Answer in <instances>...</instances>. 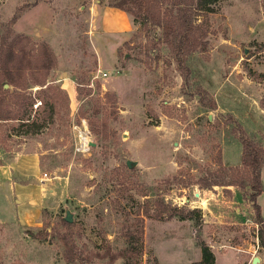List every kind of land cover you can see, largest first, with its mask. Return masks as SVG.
<instances>
[{"label": "rangeland", "instance_id": "rangeland-1", "mask_svg": "<svg viewBox=\"0 0 264 264\" xmlns=\"http://www.w3.org/2000/svg\"><path fill=\"white\" fill-rule=\"evenodd\" d=\"M39 1L61 21L59 60L46 40L29 37L55 54L47 81L60 86L67 100L61 97L51 110L40 101L41 87L31 86L28 93L38 103L29 112L34 124L0 122V165L13 167L22 182L38 181L25 198L34 220L0 221V264H109L113 257V264H195L200 242L214 264L262 257L254 210L245 198L249 188L222 184L248 183L242 172L223 168L241 164L239 128L264 147V0L214 4L204 16L211 32L206 49L191 52L181 68L161 29L135 23L126 11L129 29L113 27L104 37L103 21L89 25L87 5L96 0H78L85 5L79 11L69 8H77V0H0V38L15 13ZM121 36L113 58L111 45ZM66 73L73 90L61 86ZM204 178L219 185L204 187ZM161 202L190 217L157 219ZM258 203L264 215V196ZM7 206L0 196L5 215ZM67 213L70 241L83 255L71 263L57 234L66 231L61 220ZM139 217L142 253L125 254L126 233L137 234Z\"/></svg>", "mask_w": 264, "mask_h": 264}, {"label": "trees", "instance_id": "trees-1", "mask_svg": "<svg viewBox=\"0 0 264 264\" xmlns=\"http://www.w3.org/2000/svg\"><path fill=\"white\" fill-rule=\"evenodd\" d=\"M218 1L220 0H109L108 5L131 14L135 23L142 22L145 25L159 27L162 42L181 68L191 52L206 49L208 35L211 32L204 16L214 12L213 5ZM20 9L18 8L19 12ZM18 15L15 13L12 16L9 21L11 25ZM10 24L8 33L0 38V122L12 120L18 121V126L31 127L34 124L29 117L34 104L33 97L28 93L31 86L41 87L40 92L43 96L40 101L51 110L58 99L62 97L67 100V96L60 86L47 81L50 70L56 66V57L49 45L46 42L36 43L27 35L15 33ZM183 69L188 71L186 67ZM5 84L12 87V91L5 88ZM208 107L214 109V105ZM237 138L241 144V164L223 168L242 172L248 183L225 182L222 186L236 185L242 190L249 188L250 193L248 196L245 195V198L250 201L254 210V221L258 225L256 235L264 264V218L257 203V197L263 190L260 172L263 166L264 147L256 144L241 128ZM202 181L205 183L204 187L219 185L207 178ZM160 206L159 213L154 215L157 219L165 214L167 219L177 216L184 220L190 217L188 211L179 207H171L164 202H161ZM146 216L151 215L146 213ZM136 221L139 225L137 234L130 231L126 233L129 248L127 247L125 254L130 251L138 255L142 253L143 218L139 217ZM61 224L66 229L63 233L57 231L58 238L64 243L63 258L68 263L82 259V252L70 241L72 236L69 230L70 222L64 218ZM199 246L201 260L195 264H214V255L209 247L204 242H200ZM113 258L109 264H113Z\"/></svg>", "mask_w": 264, "mask_h": 264}, {"label": "crops", "instance_id": "crops-1", "mask_svg": "<svg viewBox=\"0 0 264 264\" xmlns=\"http://www.w3.org/2000/svg\"><path fill=\"white\" fill-rule=\"evenodd\" d=\"M63 2H65V0L61 1L60 3ZM17 6L18 3H15L13 8V13L16 10ZM87 6L90 12L89 25H94L96 21L98 24L101 23V21H103L102 25H104L103 29H105V33L103 34L104 37H106V35L108 34L107 29L110 30L113 27H116L115 30L121 31V33L129 29L128 21L131 18L129 17V15H127L125 11L116 7L108 6L106 4H100L99 0H96L95 2ZM76 7L77 8H74V6L71 5L69 8L70 10L76 9L77 11H79V9L83 10L85 8V5L84 4L79 5L78 2V6ZM12 14H10V16ZM108 21L109 24L111 21L112 22L111 24H113L114 26L110 25L109 28H106L105 26L109 25ZM59 22L61 21H59L55 17V10L50 6V4L39 1V2H34L31 5H28L27 8H25L22 12H20L17 19L13 22L11 27L15 33H20L30 36L35 40L37 39L46 40V42L49 43V45L51 46L52 50L55 52L59 60L60 56H58V52L61 47L60 46L61 38L59 37V35H57ZM92 38L93 37L91 36L92 44L94 46L93 48L97 56L98 63L100 65L101 57H100L99 48L97 47L96 44L97 42ZM124 40L125 37L121 36L119 40H117V42H113V44L111 45V52L113 58H115L116 56L117 47H119L122 41ZM102 73H106V72L102 71ZM66 74L67 75L63 78L64 82L61 83V86L63 88H68V91L73 90L75 82L73 81L71 76H69L68 73ZM105 76H107V74ZM14 170L15 169H13V167L11 166L0 165V196L5 200L6 203H8V206L6 207L7 209L6 215L4 214V212L0 210V221H5L6 219H9L12 222L15 221L21 224H29L34 220V218L31 217L29 213L30 209L27 206L30 205H28L27 200H25V198L27 196V192L33 190L35 186L38 185V181L34 180L33 182H22L16 179L15 173L17 171L15 172ZM263 174H264V167L261 169L260 172L262 183L264 177ZM262 191L263 192H261V194L257 197V203L264 196V183H263ZM259 205L261 206V204ZM260 208L262 209V206ZM261 215L264 218L262 212ZM254 257L255 256H252V259ZM258 258L260 262L262 258V262H263V255L262 257H258Z\"/></svg>", "mask_w": 264, "mask_h": 264}, {"label": "water", "instance_id": "water-1", "mask_svg": "<svg viewBox=\"0 0 264 264\" xmlns=\"http://www.w3.org/2000/svg\"><path fill=\"white\" fill-rule=\"evenodd\" d=\"M4 87H7V84H5ZM65 220L68 221V222H71L72 221L71 216L69 215V213H67V215L65 216ZM258 261H259V258L258 257H254L252 259V263L253 264L257 263Z\"/></svg>", "mask_w": 264, "mask_h": 264}, {"label": "built area", "instance_id": "built-area-1", "mask_svg": "<svg viewBox=\"0 0 264 264\" xmlns=\"http://www.w3.org/2000/svg\"><path fill=\"white\" fill-rule=\"evenodd\" d=\"M103 76L106 75V73H102ZM38 106V103H34V107H37ZM44 175L46 176V173H44ZM256 249L258 250L259 249V242H258V238L256 239ZM250 264H253L252 263V258L250 259Z\"/></svg>", "mask_w": 264, "mask_h": 264}]
</instances>
